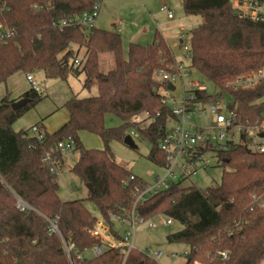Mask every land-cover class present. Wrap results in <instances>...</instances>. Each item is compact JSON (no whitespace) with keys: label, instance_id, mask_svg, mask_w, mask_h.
<instances>
[{"label":"trees","instance_id":"obj_1","mask_svg":"<svg viewBox=\"0 0 264 264\" xmlns=\"http://www.w3.org/2000/svg\"><path fill=\"white\" fill-rule=\"evenodd\" d=\"M97 2L102 0H0V84L17 72L41 70L46 77L62 79L71 72H84V87L98 88L95 95L69 98L65 102L68 121L53 132L45 130L42 140L28 136L29 129L13 128L45 98L41 90H27L22 97L29 100L18 109L12 108L16 100L9 94L0 99V264H69L63 239L75 244L78 264H122L119 249H107L97 257L80 256L96 243L87 229L97 216L86 200L104 217L109 212L122 214L132 207L134 184L145 182L117 162L110 142H124L135 130L152 143L149 158L167 165L160 141L174 114L162 101L160 90L167 83L160 80L159 72L175 61L171 48L157 33L152 43L131 42L126 56L116 31L96 26L89 32L79 26L59 30L54 25V21L92 10ZM182 7L186 14L203 18L191 30V67L216 87L230 90L243 123L262 118L264 84L239 90L226 84L245 71L264 68V22L237 18L230 0H182ZM82 47L85 57L75 66ZM104 52L114 55L115 66L108 72L99 67ZM199 94L206 100L210 97ZM141 113H147V124L131 121ZM108 114L121 123L109 127ZM82 131L100 136L104 148L84 146ZM260 134L264 137V132ZM67 139L73 140L74 151L79 152L71 170L91 185L87 198L63 200L58 174L44 160L51 147ZM219 157L223 161L220 184L200 189L172 182L138 211L144 218L163 213L182 224L179 231L167 235V241L189 245L184 264H259L264 257V207H254L251 195L264 186V152L253 151L244 140L230 151H220ZM57 159L61 164L63 156L57 153ZM131 175L136 179L125 184ZM17 198L31 209L21 211ZM50 219H57L59 233H50ZM125 264L159 263L135 248Z\"/></svg>","mask_w":264,"mask_h":264},{"label":"built area","instance_id":"obj_2","mask_svg":"<svg viewBox=\"0 0 264 264\" xmlns=\"http://www.w3.org/2000/svg\"><path fill=\"white\" fill-rule=\"evenodd\" d=\"M230 4L237 18L264 22V0H230ZM100 9L101 2H97L92 10L54 21V25L59 30H64L69 26H79L89 32L95 27ZM161 9L167 11L169 18L173 17L170 9L167 7ZM181 37L183 39V36ZM184 51L185 57H192L191 46L184 44ZM75 64L79 65L81 61L77 58ZM190 75L191 66H186L182 61L177 62L176 60L159 72L161 81L167 84L172 83L174 86V90L166 87L164 88L166 92H162V101L170 106L174 114V118L170 119L174 121V124L171 126L167 124L160 141V148L166 153L167 158V165L162 166L164 173L156 175L152 183L145 181L134 184L132 207L122 214L109 212L108 217L102 215L96 217L93 225L87 229L96 243L80 256L97 257L107 249H119L123 255L122 264H125L129 253L135 249L136 229L139 224L147 223L150 228H155L158 225H168L172 222L169 216L161 221L156 220L159 215L144 218L140 215L138 207L170 183L180 182L181 179L196 174L199 169H207L211 163V160L204 156L207 151L215 152L219 166L223 164L219 152L230 151L234 144H241L244 140H248L249 147L253 151L264 152V137L260 134L264 132V116L252 123H243L238 116V103L230 90L218 87V90L210 92L207 86L197 79H190ZM26 78L32 89L40 91V86L34 79L33 73H27ZM177 84L181 89L179 95L173 94L177 90ZM261 84H264V68L245 71L229 81L226 87L239 90L254 88ZM199 93L210 97L206 100L205 96L200 97ZM226 95L230 98H226ZM131 121L141 123L144 120L141 114H137L131 118ZM129 134L140 137L135 130H131ZM44 135L45 130L37 123L32 125L28 131V136H35L39 140H42ZM74 149L75 144L72 139L60 141L45 153L44 160L50 165L51 170L58 174L61 164L57 159V153L64 157ZM135 179L136 176L131 175L125 184ZM251 204L254 207H264V186L261 192L251 195ZM17 207L21 211L31 209V206L21 198H17ZM49 222L50 233H59L57 219H50ZM63 244L69 264H78L74 257L78 252L75 244L65 239H63ZM88 252L91 253L90 256L87 255ZM143 252L158 263L165 253L161 247H147ZM222 254L226 255L225 252ZM170 255L174 258L179 256L177 252H172ZM182 255L186 260L189 258L187 251ZM196 264L201 263L196 262ZM259 264H264V257Z\"/></svg>","mask_w":264,"mask_h":264},{"label":"rangeland","instance_id":"obj_3","mask_svg":"<svg viewBox=\"0 0 264 264\" xmlns=\"http://www.w3.org/2000/svg\"><path fill=\"white\" fill-rule=\"evenodd\" d=\"M101 7V13L96 22L97 27L113 31H117L121 27L122 32H120V35L123 41V52L126 56L132 41L136 40L142 44H149L153 42L157 33H162L171 40L176 61L181 62L180 60H182L184 65L191 66L192 59L185 57L183 45L191 46V30L200 25L203 22V18L200 15L186 14L182 7V0H102ZM162 7L170 9L174 18L170 19L167 11L162 10ZM181 26L184 29H181ZM181 34H184V43H180ZM72 48L75 52L78 50V47L74 44ZM85 53L86 48L82 47L77 52V58L80 61L83 60ZM102 56L104 62H100V70L108 72L115 66L114 55L112 52H104ZM75 66H80V64H75ZM15 76L21 89H23L24 85L31 88L25 73L17 72ZM33 76L39 84L41 92L45 94V98L14 123L13 128L17 131L30 129L31 123L40 115L46 117L55 109L57 111L54 119L59 118L63 112H68L65 107V101L74 95L87 97L98 92L97 85H93L90 88L84 87V72L79 75L71 72L66 79H62L46 77L43 71L37 70L33 72ZM189 78L197 79L206 85L210 92L218 90V87L193 67H191ZM9 80L7 83L0 84V99L6 95L7 86L10 88L11 81ZM180 90V86L177 84V90L173 94L179 95ZM160 92L166 91L161 88ZM226 98H230V96L226 95ZM146 117L147 113H141L142 120H145ZM148 122L149 119L141 122V125H145ZM106 123L109 127H114L118 126L121 121L116 116L108 114ZM173 124L174 121H168L169 126ZM80 136L82 143L87 148H104V141L100 136L88 131H82ZM132 137L134 141L133 147L118 140H112L110 147L118 163L124 165L143 180L152 183L156 175H162L165 170L149 158L152 148L150 140L142 137ZM78 156V151L69 152L58 172V193L63 200L87 198L89 195L87 184L71 170ZM204 156L211 160L209 167L207 169H199L196 174L181 179L183 186L195 185L200 189H206L209 186L221 183L223 167L217 164L215 152L207 151ZM86 205L93 215L100 216L99 208L92 201L86 200ZM155 217L157 221L169 218L163 213L156 214ZM181 228L182 224L174 219L168 225H158L155 228H150L147 223H141L136 229L135 248L144 251L147 247H161L165 253L159 264H184L186 258L182 254L185 251H190L189 245L184 242L169 243L167 241L168 234L179 231ZM172 252H177L179 256L176 258L172 257L170 255ZM87 255L90 256L91 253L88 252Z\"/></svg>","mask_w":264,"mask_h":264},{"label":"crops","instance_id":"obj_4","mask_svg":"<svg viewBox=\"0 0 264 264\" xmlns=\"http://www.w3.org/2000/svg\"><path fill=\"white\" fill-rule=\"evenodd\" d=\"M101 6H102V2H101ZM101 10H102V7H101V9H100V13H101ZM100 13H99V16H100ZM99 16L97 17V19H96V21H95V26L97 27V20H98V18H99ZM174 18V16L172 17V18H170V19H173ZM181 29H184V27L183 26H181ZM116 32H118V33H120V32H122V29H121V27H119L118 29H117V31ZM163 37H164V39L166 40V42H167V44L170 46V48H171V51H172V54H173V56H174V58H175V60H177L176 59V57H175V53H174V49H173V44H172V42H171V40L167 37V36H165V35H163L162 33H160ZM181 36H183V39H182V37ZM180 43H184V34H181L180 35ZM154 41V40H153ZM132 42H138V43H141L140 41H136V40H134V41H132ZM80 50V49H79ZM183 51H184V45H183ZM185 52V51H184ZM104 53H101V55H100V62L101 63H103L104 62V60H103V55ZM185 54V53H184ZM180 61H182V60H180ZM24 73V72H23ZM16 74V73H15ZM14 74V75H15ZM14 75H12L9 79H11V80H9V81H11L10 82V88L7 86V90H6V95L7 94H9V96H10V99H15V100H18V99H20V98H22V96H23V94L27 91V90H29L30 88L27 86L26 87V85H24L23 86V89H21L20 87H19V85H18V80L16 79V76L14 77ZM26 75V74H25ZM27 79V78H26ZM8 82V81H7ZM6 82V83H7ZM5 95V96H6ZM4 97V96H3ZM2 97V98H3ZM1 98V99H2ZM67 101V100H66ZM65 101V102H66ZM57 111V109H55L50 115H48V116H46V117H43L42 115H40L33 123H31L32 125H34V124H36V123H38V122H41V125L43 126V129L44 130H46V131H48V132H53V131H55V130H57L61 125H63L66 121H68V119H69V111L67 112V111H65V112H63V114L59 117V118H56V119H54L56 116V112ZM66 156L67 155H65L64 157H63V161H62V163H61V166H62V164L64 163V161H65V158H66ZM76 162V161H75Z\"/></svg>","mask_w":264,"mask_h":264},{"label":"water","instance_id":"obj_5","mask_svg":"<svg viewBox=\"0 0 264 264\" xmlns=\"http://www.w3.org/2000/svg\"><path fill=\"white\" fill-rule=\"evenodd\" d=\"M167 87L174 90V86L172 83H168L167 84ZM28 98L26 97H22L16 101H14L12 103V108L13 109H18V108H21L23 107L27 102H28ZM124 143L130 145V146H134V141H133V137L131 134H127L125 137H124ZM88 188H89V191L91 190V185L90 184H87Z\"/></svg>","mask_w":264,"mask_h":264}]
</instances>
